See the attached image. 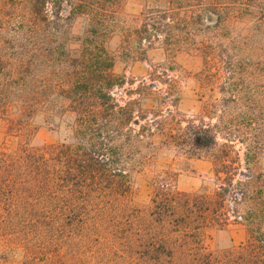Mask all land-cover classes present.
Wrapping results in <instances>:
<instances>
[{"label": "trees", "instance_id": "1", "mask_svg": "<svg viewBox=\"0 0 264 264\" xmlns=\"http://www.w3.org/2000/svg\"><path fill=\"white\" fill-rule=\"evenodd\" d=\"M125 1L0 0V126L16 137L40 120L73 137L49 150L0 140V264H264V210L235 214L249 220L248 241L214 253L203 228L222 210L204 197L163 185L148 207L133 204L108 49L116 31L133 29L119 11ZM146 1L140 43L166 31L186 0ZM200 5V20H222L218 0ZM76 18L83 29L72 34ZM193 141L214 137L199 129Z\"/></svg>", "mask_w": 264, "mask_h": 264}, {"label": "rangeland", "instance_id": "2", "mask_svg": "<svg viewBox=\"0 0 264 264\" xmlns=\"http://www.w3.org/2000/svg\"><path fill=\"white\" fill-rule=\"evenodd\" d=\"M184 2L165 19L166 31L150 29L141 43L134 28L154 3H123L120 14L134 17L133 29L109 40L113 73L121 78L110 95L119 106L133 204L148 207L163 185L204 197L209 208L222 211L207 215L203 244L222 253L249 238V220L233 216L264 210V0H218L224 6L220 22L212 15L200 20V0ZM81 29L83 22L74 19L71 33ZM33 127L10 137L0 126V140H30L42 150L73 140L63 127L40 120ZM199 129L214 137L211 145L194 143Z\"/></svg>", "mask_w": 264, "mask_h": 264}]
</instances>
